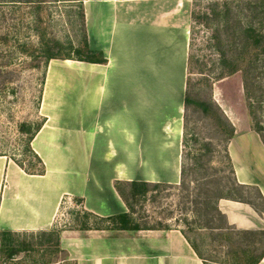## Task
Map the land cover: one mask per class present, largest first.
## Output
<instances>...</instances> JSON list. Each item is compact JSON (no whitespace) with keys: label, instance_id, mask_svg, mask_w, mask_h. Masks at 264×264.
Segmentation results:
<instances>
[{"label":"crops","instance_id":"0c3cea01","mask_svg":"<svg viewBox=\"0 0 264 264\" xmlns=\"http://www.w3.org/2000/svg\"><path fill=\"white\" fill-rule=\"evenodd\" d=\"M80 3L88 47L101 51L106 62L48 61L38 106L44 120L30 141L45 172L20 173L27 179L19 181L0 156V230L47 229L69 197L98 216L125 212L115 180L179 182L183 96L177 93L184 92L187 78L192 0ZM229 119L235 131L227 152L236 181L264 199V145L251 127ZM174 137L166 167L173 178L162 177V166L150 158ZM12 189L17 195H10ZM24 196L29 211L19 208ZM217 208L237 230L264 231V213L248 203L221 198ZM59 242L75 264H204L178 228L69 230ZM257 264H264V255Z\"/></svg>","mask_w":264,"mask_h":264},{"label":"rangeland","instance_id":"374dc122","mask_svg":"<svg viewBox=\"0 0 264 264\" xmlns=\"http://www.w3.org/2000/svg\"><path fill=\"white\" fill-rule=\"evenodd\" d=\"M80 4V0H0V156L10 162L8 171L24 172L17 163L30 170L39 168L28 148L27 138L42 121L38 106L49 61L45 54L52 52L61 59L72 54L73 47L80 45L84 33ZM254 6H258L257 12H263V17L260 14L253 18ZM193 12L188 69L192 97L219 106L229 122V118L234 119L239 128L251 127L253 121L246 106L242 74L238 71L219 79L220 62L226 54L230 59L239 60L242 66V62L250 57V51L244 52L240 43L239 29L251 23L264 28V0H194ZM260 58L263 60L264 54ZM261 70L259 81L262 88L264 69ZM258 92L257 88L251 96ZM177 94L184 96V92ZM181 109L183 121V107ZM207 112V115L204 114L196 105L188 109L186 150L192 154L211 142L208 147L212 152L205 157V163L216 169L225 167L226 171L223 148L229 129L221 123L213 109ZM254 115L262 120L264 126V104L261 108L255 107ZM191 154L186 162L192 167ZM10 190L8 186L4 191L9 193ZM11 192V196L16 194L15 190ZM190 193L191 197L186 199L183 197L185 192L175 187L150 192V195L156 196L155 200L150 198L146 202H136L135 216H145L151 226L158 228L156 230H182L207 259L218 263L251 264L259 257L264 251V231L229 230L222 234L209 231L205 228L207 209L202 203H191L189 199L196 191L191 190ZM229 194L261 205L254 187L237 188ZM74 198L63 200L53 225L43 230H55L59 234L69 230L85 232L76 230L84 219L80 212L82 204L75 202ZM87 221L92 225L102 224L94 218ZM89 231L95 233L102 230ZM107 231L103 230V233ZM25 239L35 243L33 249L20 252L12 260H6L5 253L0 249V264H75L65 250L55 251L52 239L42 246L37 245L44 241L42 237Z\"/></svg>","mask_w":264,"mask_h":264},{"label":"trees","instance_id":"16d2710c","mask_svg":"<svg viewBox=\"0 0 264 264\" xmlns=\"http://www.w3.org/2000/svg\"><path fill=\"white\" fill-rule=\"evenodd\" d=\"M12 2H33V0H9ZM40 2V1H39ZM81 2V0H80ZM194 0H192V4ZM81 5V4H80ZM255 14L254 17H263V12H257L258 6H254ZM193 5L191 12V21L193 23ZM81 19L83 24V38L80 45L73 47L72 54H68L67 56L62 57L61 59H72L85 61L90 63H105L106 59L103 57V53L97 50H91L87 44V38L84 27V18L83 12L81 8ZM191 23V25H192ZM192 27V26H191ZM226 27V25H225ZM192 29V28H191ZM264 28L254 26L252 23L245 26L240 27L239 29V37L240 43L244 52L250 51V57L242 62V66H240L239 60H233L228 58L226 54H223L221 58V71L219 73V79L232 75L238 71L242 74V85L243 91L245 94L246 106L249 115L252 118L251 129L255 131L260 137L263 145H264V126L262 120L255 117V107L261 108L264 104V85L262 88L260 87L259 74L264 69V59L261 60L260 55L264 54ZM236 38H234L235 40ZM191 40V37H190ZM219 41V40H218ZM232 47V44H228ZM227 45V46H228ZM236 45V44H233ZM250 49V50H248ZM189 52H190V44H189ZM252 52V53H251ZM48 60L58 58L55 53L46 52L45 54ZM189 60L190 54L188 55V64H187V78L183 96V134H182V150H181V164H180V179L177 184H169L163 182H148L143 180H115L113 185L124 202L127 211L109 215V216H98L93 214L85 209L80 212L83 214V221L80 223V227L76 230H110V231H140V230H156L158 228L151 226L147 220H145V216L136 217V208L135 203L139 200L149 201L150 198L155 200V195H150V192L162 190L170 187H175L177 189H181L185 192L183 195L184 198L188 199L191 197V190L196 191L194 196H192L189 201L195 205L204 204V209L207 219L206 226L211 232H225L229 230H237L231 226H229L226 222L225 216L218 210L217 201L221 198L233 199L241 202H245L254 207V209L259 213H264V199L258 189L254 188L257 192L258 198L261 201V205H255L254 203L245 200L243 198H234L229 193L236 191L237 188H248L249 186H244L239 184L236 181L234 170L232 166V162L230 156L227 152V144L229 139L234 134V127L229 122V120L224 116L223 112L219 109V106L207 102L205 100H195L192 97V92L190 90V82H189ZM242 61V60H241ZM260 72H257V71ZM258 88V94L252 95V91H255ZM196 105L202 109L204 114L208 113L207 111L212 110L217 114L221 123L226 125L229 129L228 136L225 138L224 148H223V158L226 163V168H213L210 164L205 163V157L210 155L212 150L208 147L211 145V142H207L203 148L196 149L194 152H189L186 150L188 146L187 139V111L190 106ZM207 115V114H206ZM223 122H222V120ZM42 121L36 126L34 131L27 138V145L29 150L32 152L37 164L39 165L38 169L30 170L29 168L24 167L23 165L17 163V165L27 174L33 175H41L45 172V166L42 160L33 152L30 147V141L34 136L35 132L41 127ZM194 137L193 134L190 135ZM191 154V159H193V166H188L186 162L187 156ZM209 162V160H208ZM75 202L82 204V201L79 198H74ZM89 218H94L96 222L102 223L101 225H92L89 221ZM87 219V220H85ZM158 225H161L158 223ZM168 230V229H167ZM242 232H248L244 230H239ZM196 255L202 260L204 264H222L217 261L207 259L205 255L199 250V248L192 242L189 237L181 230ZM222 234V233H221ZM44 238V241L37 243V245L42 246L44 242H49L51 239L53 241V246L55 247V251L64 252V250L60 247V234L55 230H37V231H11V230H0V249L3 253H5L6 260H12L15 255L19 254L22 251L32 250L35 243L33 241H27L25 238ZM45 243V244H46ZM264 255V251L259 255V257L255 258L251 264H257L260 258ZM37 262H33L31 264H36ZM50 262L46 263L49 264Z\"/></svg>","mask_w":264,"mask_h":264},{"label":"bare ground","instance_id":"6f19581e","mask_svg":"<svg viewBox=\"0 0 264 264\" xmlns=\"http://www.w3.org/2000/svg\"><path fill=\"white\" fill-rule=\"evenodd\" d=\"M174 141H175V137L174 138H171V139H169V141L167 142V145H166V147H164L163 146V149H161V152L159 153V155L157 156V157H154V159H153V157L152 158H150V160L151 161H153V163H158V164H160L161 166H162V168H163V173L162 174H159L160 176H165V177H170V178H173V176H172V174H171V171L170 172H168L167 170H166V167H167V165L170 167V161H168V159H169V155H170V153L172 152V144L174 143ZM159 147V146H158ZM160 148H162L161 146H160ZM154 167V166H153ZM14 172H13V174L14 175H16L17 177H18V180L19 181H25L26 179H27V177L26 176H24V175H21V174H23L24 172H22V171H20L21 172V174L20 173H18V172H16L15 171V169H12ZM167 171V172H166ZM12 172H10V174H11ZM17 173L19 174V175H17ZM13 176V175H12ZM15 177V176H14ZM10 178H12V177H10ZM10 182H11V180H10ZM13 183H15L14 181H13ZM11 184V183H10ZM27 184V183H26ZM6 195H7V191L5 192V194H4V196L6 197ZM27 198V196H24V198H20L18 201H19V208H21V206H24V208H26V209H28V211L30 210L29 208V203H28V199H26ZM5 201H6V198H5Z\"/></svg>","mask_w":264,"mask_h":264}]
</instances>
